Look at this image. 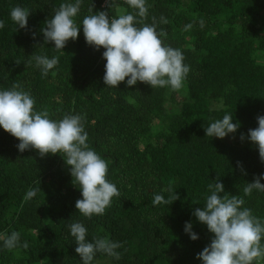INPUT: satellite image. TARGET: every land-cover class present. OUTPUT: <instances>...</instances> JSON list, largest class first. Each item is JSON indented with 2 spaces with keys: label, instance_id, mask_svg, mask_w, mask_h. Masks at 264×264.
<instances>
[{
  "label": "trees",
  "instance_id": "1",
  "mask_svg": "<svg viewBox=\"0 0 264 264\" xmlns=\"http://www.w3.org/2000/svg\"><path fill=\"white\" fill-rule=\"evenodd\" d=\"M103 2L81 0L77 25L100 11L109 18L136 15L122 0ZM62 3L75 0H0V90L19 83L35 110H47L54 120L83 116L87 143L108 162L107 179L120 195L103 215L82 216L75 209L81 193L63 157L20 152L19 141L0 128V234L19 232L20 244H29L9 251L0 241V264H82L70 232L75 222L87 228L89 242L107 237L122 244L119 260L97 252L92 264H202L196 257L213 235L193 212L205 206L217 176L221 195L243 198V207L264 220V191L243 193L246 183L264 176L258 148L247 137L264 116V0H146L144 23L155 17L157 31L167 33L165 45L180 49L190 67L184 88L175 92L140 82L128 87L127 78L117 88L106 86L104 49L86 44L82 27L63 52L44 42L41 29ZM16 6L30 11L24 29L10 18ZM37 55L59 63L42 76ZM226 114L237 131L207 137L205 129ZM169 187L179 199L153 205L155 195L170 198ZM39 188L25 201L28 190ZM186 223L197 240L184 231Z\"/></svg>",
  "mask_w": 264,
  "mask_h": 264
},
{
  "label": "clouds",
  "instance_id": "2",
  "mask_svg": "<svg viewBox=\"0 0 264 264\" xmlns=\"http://www.w3.org/2000/svg\"><path fill=\"white\" fill-rule=\"evenodd\" d=\"M106 2L110 6L111 0ZM126 3L137 10L136 15L120 14L116 18H109L106 11L93 13L92 5L89 11L93 14L83 18L82 26H78L74 19L80 11L81 0L62 3L41 29L44 42L52 43L57 51H62L69 40L77 39L82 27L86 44L96 50L104 49L102 58L106 63L103 83L106 86L117 88L127 78L128 87L140 82L151 88L168 87L174 92L181 90L190 71V67L183 62L182 51L165 45L161 37L167 33L157 31L155 17L151 24L144 23L148 13L146 0H126ZM29 15L30 11L20 6L13 7L10 12L11 20L20 29L27 27ZM136 16L141 19L138 21ZM160 23L167 24L168 21L161 17ZM199 23L203 27L204 21ZM138 24L141 26H137ZM192 26L185 25L184 30L187 31ZM3 27L4 22L0 21V29ZM33 59L41 69L42 76H47L59 63L58 57L50 59L37 55ZM134 102L129 100V103ZM35 103L30 93L21 90L19 83H14L10 90H0V128L19 141L17 147L20 152L31 149L42 158L46 155L62 156L70 168L72 183L77 185L81 193V199L75 202V209L89 219L94 215H103L111 206L112 199L118 197L120 192L107 179L108 162L87 143L84 117L64 115L62 119L54 120L47 110L36 111ZM257 124L258 127L249 130L247 137L257 146L259 158L264 162V116L257 117ZM238 127V123H233L232 115L226 114L222 119L210 123L205 134L210 138L223 139L234 134ZM240 139H245L243 134ZM237 167H241L239 162ZM261 179L264 176L254 177L252 183H246L244 195H251L253 190L264 191ZM218 180L219 176L208 185L211 194L206 197L205 206L196 208L193 212L195 218L206 225L208 232L213 235L210 244L196 258L202 264H264V220L254 216L251 209L243 207V198L221 195L224 193V186ZM166 190L171 194L170 198L155 195L153 205H171L179 199L171 187ZM37 191L41 189L28 190L25 201L35 197ZM184 231L191 240L198 239L192 232L191 223L185 224ZM70 232L75 238V253L82 264H92L97 252L120 259L116 249L122 247V244L107 237L89 242L86 239L87 228L79 222L70 225ZM0 241H3L4 247L9 251L18 246L24 249L29 247L27 242L20 244V233L16 231L10 235L0 234Z\"/></svg>",
  "mask_w": 264,
  "mask_h": 264
},
{
  "label": "built area",
  "instance_id": "3",
  "mask_svg": "<svg viewBox=\"0 0 264 264\" xmlns=\"http://www.w3.org/2000/svg\"><path fill=\"white\" fill-rule=\"evenodd\" d=\"M123 2H126V0H122ZM107 2L106 0H104V2L102 3L103 5H105Z\"/></svg>",
  "mask_w": 264,
  "mask_h": 264
}]
</instances>
